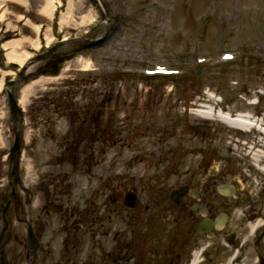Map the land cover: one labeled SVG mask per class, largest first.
<instances>
[{
    "label": "rangeland",
    "instance_id": "rangeland-1",
    "mask_svg": "<svg viewBox=\"0 0 264 264\" xmlns=\"http://www.w3.org/2000/svg\"><path fill=\"white\" fill-rule=\"evenodd\" d=\"M99 1L105 21L94 0H64L66 12L72 6L74 20L55 32L53 43L64 37L95 40L108 34L101 46L80 53L83 65L69 61L56 68L58 59L75 49L66 45L52 53L58 56L55 61L48 57L33 66L29 74L34 77L27 75L12 88L19 99L23 88L39 78L35 75L42 73L39 81L52 79L35 86L33 97L22 107L19 177L23 188H16L18 198L24 201L23 189L30 201L36 198L37 184L51 174L63 182L68 179L76 189L73 197L79 198L85 180L70 162H80L84 147L95 151L96 144L101 168L121 178L128 175V167L140 174L144 166L194 168L211 162L218 171L231 172L236 181L247 180L249 189L255 190L264 174L258 173L248 153L258 149L260 130L234 129L216 118L219 114L248 115L264 129V0ZM48 2L13 3L11 16L4 18L7 5L0 4V49L7 64H21L8 57L13 42L23 41V50L31 57L42 44L41 36L51 37L52 19L43 14ZM90 12L94 21L85 22ZM9 35L13 37L4 40ZM35 42L39 47H32ZM226 54L233 60L225 61ZM155 68L172 70L174 77L181 78L170 83L121 78L123 72L145 75ZM206 111L215 118L200 113ZM97 120L99 127L94 124ZM164 139L168 144L157 162L155 156L160 154L154 152L155 145ZM13 143L10 108L2 93L0 198L7 195L6 200L11 192L8 155ZM64 148L75 150L64 152ZM172 149L178 152H168ZM5 202L0 206V232ZM35 212L23 207L15 213L14 202L9 207V229L1 244L7 262L28 264L27 224L29 219L33 222ZM48 244L46 234L43 245Z\"/></svg>",
    "mask_w": 264,
    "mask_h": 264
},
{
    "label": "flooded vegetation",
    "instance_id": "flooded-vegetation-1",
    "mask_svg": "<svg viewBox=\"0 0 264 264\" xmlns=\"http://www.w3.org/2000/svg\"><path fill=\"white\" fill-rule=\"evenodd\" d=\"M161 141L157 162L168 144ZM84 148L75 166L85 180L79 198L68 179L51 174L37 184L36 198L24 193L14 207L36 211L31 264H264V181L251 190L211 162L144 166L140 174L128 167L121 178L101 168L97 144ZM0 264H12L4 251Z\"/></svg>",
    "mask_w": 264,
    "mask_h": 264
},
{
    "label": "bare ground",
    "instance_id": "bare-ground-1",
    "mask_svg": "<svg viewBox=\"0 0 264 264\" xmlns=\"http://www.w3.org/2000/svg\"><path fill=\"white\" fill-rule=\"evenodd\" d=\"M23 0H0V4L3 5H7V10H5L2 18L8 16H11L12 12L10 11L11 6L13 3L15 4H22ZM58 0H49V2L46 4V7L44 8V15L48 16L49 19H53V13L56 9L55 6V2ZM72 6H69V10L66 12L65 15H63L62 19H61V26L66 27L69 24L73 23L74 17L72 16ZM96 14V13H95ZM94 13L90 12V15H88V17L86 18L85 22L88 21H92L94 19ZM94 21V20H93ZM37 31L40 30V26L36 28ZM51 41V39H50ZM10 46H12L13 50L11 53H9L8 57L10 59V61L15 62L14 60H18L19 62H23L25 59L29 58L30 56L24 52V48H23V41H18V42H13ZM39 47V44L37 42H35L32 47ZM72 62L74 63H79L80 65H83V62H81L80 58L77 57L76 59H74ZM40 80V79H39ZM36 81L34 83H31L30 85H28L27 87H24L23 89V93L21 95L20 98V105L22 107H25L29 101V97L31 95V97H33V90L35 86L41 85L44 82L47 81H52V79H45L44 81ZM3 84H4V75L1 74L0 72V94L2 92L3 89ZM204 115V117L206 118H211L213 119L214 116H211V114L206 111V112H200ZM215 118V117H214ZM218 119L220 122H222L225 125H228L234 129H241V130H246V129H252L253 127L257 128L258 130H260V133L262 135V138H258V143H257V150L255 152H250L248 154L251 155L252 160L254 162V165L256 166V168H258V172L264 174V129H261L259 127V123L256 122L255 120H253L251 117H249L248 115H237L234 118L230 117V116H225L222 114H219L218 117L216 118ZM250 155H248L250 157Z\"/></svg>",
    "mask_w": 264,
    "mask_h": 264
},
{
    "label": "water",
    "instance_id": "water-1",
    "mask_svg": "<svg viewBox=\"0 0 264 264\" xmlns=\"http://www.w3.org/2000/svg\"><path fill=\"white\" fill-rule=\"evenodd\" d=\"M96 2V0H94ZM104 42V38L101 39H97L96 41L93 42H88L86 45L80 47L77 51L83 50V49H87V48H93V47H97L100 46L102 43ZM76 51V52H77ZM41 58L40 57L38 59H36L34 61V63L38 62ZM25 72V70L20 74L19 78L15 81V82H11L7 85L6 90L8 93V97H9V103H10V107H11V113L13 116V127H14V134H15V141H14V146L11 150V162L13 163V173L12 175L15 177L16 181L18 182V167H19V156H20V133H19V129L17 128V123H18V115H19V110L17 108L16 103L13 100V96L11 95V93L9 92V88H11L14 84L19 83L23 80V73ZM29 238L33 239L32 236V232H31V228H29Z\"/></svg>",
    "mask_w": 264,
    "mask_h": 264
}]
</instances>
